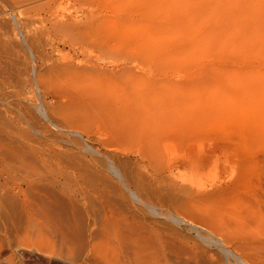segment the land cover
Wrapping results in <instances>:
<instances>
[{"label": "rangeland", "instance_id": "374dc122", "mask_svg": "<svg viewBox=\"0 0 264 264\" xmlns=\"http://www.w3.org/2000/svg\"><path fill=\"white\" fill-rule=\"evenodd\" d=\"M90 1L0 0V128L42 165L83 168L94 211L106 195L136 216L145 253L100 235L78 256L30 214L0 231V264H264V0ZM84 11L100 35L81 49L59 28ZM84 200L55 221L84 220Z\"/></svg>", "mask_w": 264, "mask_h": 264}, {"label": "bare ground", "instance_id": "6f19581e", "mask_svg": "<svg viewBox=\"0 0 264 264\" xmlns=\"http://www.w3.org/2000/svg\"><path fill=\"white\" fill-rule=\"evenodd\" d=\"M91 3H92V1H90V0H76V4H78L79 6L90 5ZM90 10H92V9H90ZM93 11H84L82 13V18H80L78 20L71 19V21H70V19H67L66 22L69 20L70 23H68V25H67V23L65 22L66 25L65 26L60 25L61 28H59L60 32L61 31H64V33L70 32L72 44H77L76 45L77 47L79 45V48H81V49H86V47L88 46L87 44H89V43L93 44V46H94V44L97 41L96 40L97 37H99V35H100V32H99L100 31V29H99L100 25H99V22L97 21L96 14ZM102 23H105V22L102 21ZM64 35L68 36L69 34L66 33ZM68 42H70V41H68ZM87 49L89 50L91 48H87ZM79 52L81 53L82 50ZM93 52H95V47H94V51H92V53ZM90 54H91V52H90ZM80 66H82V65H80ZM76 72L77 71H75V74H76ZM84 72H87V71L85 70ZM71 73L73 74V72H71ZM78 75H79V73H78ZM87 76L90 77V78H88V80H94V79L96 80V78L98 80V77L96 75L92 76V75L88 74ZM2 124H4V123H2ZM1 127H2V125H1ZM6 128L5 129L0 128L1 129L0 130V224H2L1 225L2 229H0V231L2 230V233L4 235L11 236L12 234H16V236H17V233H19L22 228L25 229L26 227H28V226H26L28 219L30 220L33 216H35L37 218V220H36V218L33 220L34 221L36 220L37 225H34L36 227L38 226V228H36V229H39V230L45 229L47 234L49 236L50 235L52 236L51 238H53V240H54L53 242L55 244L58 242L60 249L66 248V244H70V242H71L73 244V246L75 247V249L72 247L74 250L73 249H71V250L75 251V253L77 252L78 256H80L81 253H83V251L87 252L89 243L93 242V240L97 236L99 237L100 235H102V238H104L106 240V242L109 243L113 247L115 253L119 256H122L126 259H131V260H136L137 258L143 256V254L145 253V247L142 243V240H143L142 236H143L144 232H146V231H144L145 230L144 226L142 225L143 229H144L143 230L141 228V225L139 224L142 222V220L138 221V219H137V223L140 226L136 223V225H138L139 228L144 231V232L140 231V232H143V234L141 236L140 232H138L136 230V229H138L137 228L138 226L135 228H134L135 225L133 226V223H135L134 219H136V216L133 217V215H131L132 216L131 217L128 214V216L133 219V220H131L128 217L122 216L121 214H123V212L120 213L121 212L120 209H119L120 211H118V213L120 215H116L117 213H115V212H117V211L114 212L115 209L113 210V208L115 206H112L114 203L112 201H110L111 203H113L112 205H110L111 203L108 202V199L110 197L108 199H106L105 198L106 195L103 197L102 194H104V193H102L101 191H99V192L102 194H100V193L99 194H100V196L105 198V200L102 198V199H100L101 201H99V199H98L99 202L97 201L98 202L97 207H96L97 209H95V211H94L93 201L92 202H91V200L89 201V199L86 196L89 192L86 190V188H88L87 186H89L90 188L92 187V191L94 193V192H97V187L93 186V185L91 186V184L86 183V181H84V177L82 176V174L84 173L83 168H75L69 174V172H66L63 169L54 170L53 168L52 169L49 168L48 165L43 163L44 160L42 161V159H41V161H42L41 163H43V165L38 163V159H37V161L35 160L36 161L35 162L33 158L36 156H34V150L28 145L29 143L24 142V140H23V142H22V140H20V141L17 140L16 138L13 137V134H15V133H13L14 131L10 132L11 130L8 131ZM16 137H19V136L17 135ZM23 137H24V135H23ZM25 138H26V136H25ZM35 151H37V150H35ZM38 154H39V152H38ZM46 154H48V153H46ZM55 156H56V154H55ZM170 168H172V167H170ZM170 168H169V171L173 169V168L172 169H170ZM70 179H72L77 184V187L70 188L68 186H64L65 182L69 181ZM66 185H67V183H66ZM127 187H128V185H127ZM78 197H80V199H82V200L85 199L83 202L84 211L89 213L86 216V218L84 220H82L81 217H79L76 221H73V222L70 221L71 223L66 222L65 220H64L65 222L63 220H57V222H56L55 219H57V217L59 218V214H61V212L63 210H65L64 209V205H65L64 201L68 200L69 203L71 204V207L73 208L72 204L75 203L74 200ZM18 198H19V200H18ZM20 198H22V199L20 200ZM96 198H99V197H96ZM127 198H126V200H127ZM94 204H95V202H94ZM111 206H112V208H111ZM116 207H118V206L116 205ZM33 208H36L38 213H36V211H35L36 214L35 213L32 214L34 211ZM54 210L57 211V214H54L55 213V212H53ZM42 211H46L47 215H45L44 214L45 212H42ZM30 214H31V217H29ZM52 214L56 215V216H54V217H56V218H54V220L52 218L53 217ZM79 216H80V213H79ZM25 217L28 219L24 220V219H26ZM82 218H83V216H82ZM63 219H64V217H63ZM72 219H73V217H72ZM34 221H32V219H31V221H29V222H34ZM132 221H134V222H132ZM66 223L67 224L68 223L69 224L74 223V224H72L74 229L71 228V230H70L69 228L71 225L68 228V226L65 225ZM31 225H33V223ZM66 229L69 230V233H70V231L74 230L73 232H71L73 234V235L71 234L72 235V239H71L72 241L68 240V235H67ZM71 235H69V237ZM2 239L0 240V245H1V242H2V244L5 243V241L3 242ZM10 239H12V238H10ZM53 242L52 243L50 242V243L53 244ZM148 242H146V243L148 244ZM8 243H12V242H8ZM147 244H146V249L148 251L146 250V252H149L148 248L150 247L151 243L148 244L149 247L147 246ZM10 245H12V246L14 245V246L13 247L11 246L12 248L10 247L9 249L16 248V246H15L16 243L14 244V242H13ZM3 246H5V247L1 246V248L4 249V248H6L7 245H3ZM153 246H155V245L153 244ZM50 248L53 249L54 247L53 248L50 247ZM150 249L153 250L152 248H150ZM154 249H155V247H154ZM71 250L68 253H71ZM155 250H153V251L156 254ZM39 251H40V249H39ZM153 251H151V252H153ZM11 252L12 251H10V253ZM52 253L53 252H51V254ZM1 254H0V256H2ZM6 254H8V253L6 252ZM11 254H12V256L13 255L16 256L15 254H17V253L14 251ZM10 255H9V257H11ZM48 255H50V254H48ZM72 256H75V255H72ZM8 260L11 261L10 258H8ZM9 261H7V262H9ZM9 263H7V264H9ZM11 264H13V263H11ZM21 264H23V262ZM88 264H89V262H88Z\"/></svg>", "mask_w": 264, "mask_h": 264}]
</instances>
